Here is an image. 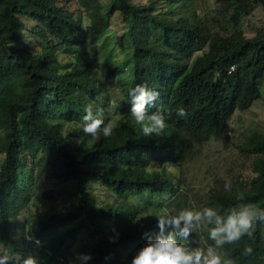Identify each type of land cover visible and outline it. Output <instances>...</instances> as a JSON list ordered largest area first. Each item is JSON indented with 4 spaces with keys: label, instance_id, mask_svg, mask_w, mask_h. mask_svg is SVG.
Instances as JSON below:
<instances>
[{
    "label": "trees",
    "instance_id": "obj_1",
    "mask_svg": "<svg viewBox=\"0 0 264 264\" xmlns=\"http://www.w3.org/2000/svg\"><path fill=\"white\" fill-rule=\"evenodd\" d=\"M217 3L212 18H197L187 0H0V252L14 257L8 264L34 251L37 264H69L84 231L89 264H130L147 242L143 233L158 231L156 215L185 207L184 182L169 165L181 166L195 144L228 131L235 111L262 97L264 28L237 39L264 0ZM116 26L129 50L103 79L86 45ZM137 84L159 93L147 111L166 115L161 136L144 137L130 117L128 91ZM88 105L114 125L111 137L84 135ZM238 148L252 176H234L229 193L221 182L195 207L264 208V134L251 133ZM66 196L75 208H51L20 231L33 200ZM190 238V247L212 244L205 228ZM219 252L233 264H264V223Z\"/></svg>",
    "mask_w": 264,
    "mask_h": 264
},
{
    "label": "rangeland",
    "instance_id": "obj_2",
    "mask_svg": "<svg viewBox=\"0 0 264 264\" xmlns=\"http://www.w3.org/2000/svg\"><path fill=\"white\" fill-rule=\"evenodd\" d=\"M187 5L195 12L197 18H212L218 8L217 0H187ZM113 26H115V21ZM262 28H264V7L259 5L243 19L240 27L241 34L237 40L253 37ZM124 33V28L116 26L115 29L107 30L101 35L88 39L86 52L98 64L99 74L103 79H109V66L119 62L129 50L127 39L125 38V44L121 42ZM106 82L108 83V81ZM108 87L119 91L114 83H108ZM260 88L262 97L255 100L249 109H237L229 120L228 131L212 137L208 142L195 144L192 147L190 158L181 166L169 165L168 169L174 174L176 182H184L181 183L183 185L181 189L186 196L180 203L181 206L195 207L198 202L202 204L204 200H207V193L210 189L226 180L234 181V176L242 172L245 177L252 176L250 163L242 157L238 147L251 133L264 134V79L261 81ZM115 94L120 95V92ZM43 185H45V189L52 187L50 182L46 183V181H43ZM135 199L142 203L143 199L151 200L152 197L149 195ZM75 206L76 199L69 196L57 197L53 201L33 200L20 218L22 223L20 231L24 232L31 224H36L51 208L71 209ZM14 233L17 232L14 230ZM89 244L90 239L87 231L78 235L77 242L74 244L76 255L87 253ZM202 245V242L198 243V247L202 248ZM39 255L35 251L31 254L35 258Z\"/></svg>",
    "mask_w": 264,
    "mask_h": 264
},
{
    "label": "clouds",
    "instance_id": "obj_3",
    "mask_svg": "<svg viewBox=\"0 0 264 264\" xmlns=\"http://www.w3.org/2000/svg\"><path fill=\"white\" fill-rule=\"evenodd\" d=\"M128 96L131 100L130 117L140 125L143 136H161L167 127L166 115L160 111H147L159 93L146 84H137L129 89ZM84 111L81 127L84 135L97 139L114 134V125L105 122L98 110L94 112L93 107L88 105ZM176 115L184 118L187 113L183 107H177ZM223 191H232L230 180L224 182ZM238 199L243 201L242 196ZM156 218L158 231L155 234L143 233L147 242L136 252L130 264H233L232 259L223 256L219 249L239 241L243 236H251L256 224L264 223V208L244 202H238L223 212L212 206L183 207L174 212L164 210ZM200 228L207 230V240L212 244L205 248L190 247V233H196ZM252 251L247 246L243 249L244 254H251ZM90 259V254L80 253L69 264H87ZM10 260L15 261L12 255L0 252V264H8ZM22 264H37V260L27 256Z\"/></svg>",
    "mask_w": 264,
    "mask_h": 264
},
{
    "label": "built area",
    "instance_id": "obj_4",
    "mask_svg": "<svg viewBox=\"0 0 264 264\" xmlns=\"http://www.w3.org/2000/svg\"><path fill=\"white\" fill-rule=\"evenodd\" d=\"M232 69H234V67H232Z\"/></svg>",
    "mask_w": 264,
    "mask_h": 264
}]
</instances>
